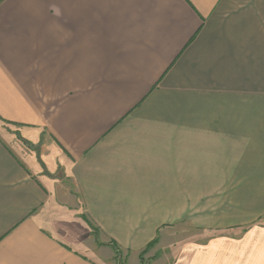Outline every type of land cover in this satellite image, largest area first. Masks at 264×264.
Wrapping results in <instances>:
<instances>
[{"label":"crops","instance_id":"0c3cea01","mask_svg":"<svg viewBox=\"0 0 264 264\" xmlns=\"http://www.w3.org/2000/svg\"><path fill=\"white\" fill-rule=\"evenodd\" d=\"M0 123L17 130L0 133V264H115L90 223L137 254L201 219L188 206L223 173L242 174L230 221L253 220L264 0H0ZM169 264H264V228Z\"/></svg>","mask_w":264,"mask_h":264},{"label":"rangeland","instance_id":"374dc122","mask_svg":"<svg viewBox=\"0 0 264 264\" xmlns=\"http://www.w3.org/2000/svg\"><path fill=\"white\" fill-rule=\"evenodd\" d=\"M16 131V129L0 123V133H16ZM30 147L39 159V145L36 148L33 145ZM58 175L64 177L62 172H58ZM241 176V173L236 174V177L229 176L226 173L219 174V186L225 187L212 194L214 197L205 198L202 205L196 208L193 207L194 205L188 206V216L201 215V219L172 222L153 242L137 254L128 253L114 245L111 247L110 242L106 244L102 242L98 230L91 223L89 224L86 218V223L89 224L91 229V239L96 241V245L103 246L101 249L104 251V258L113 261L115 264H169L178 259L179 254L186 245L201 244L207 246L211 240L217 238L235 237L242 239L248 228H264V212L260 215L253 214L251 216L253 220L250 221H230L229 218L234 215L233 211L237 204H243L245 200L242 197ZM262 208L264 211V206ZM224 212L226 214H223ZM204 213H208V216L211 214V217L207 218ZM80 215L84 218L81 210Z\"/></svg>","mask_w":264,"mask_h":264},{"label":"trees","instance_id":"16d2710c","mask_svg":"<svg viewBox=\"0 0 264 264\" xmlns=\"http://www.w3.org/2000/svg\"><path fill=\"white\" fill-rule=\"evenodd\" d=\"M114 246H115V244H114ZM117 247V246H116ZM118 248V247H117Z\"/></svg>","mask_w":264,"mask_h":264}]
</instances>
